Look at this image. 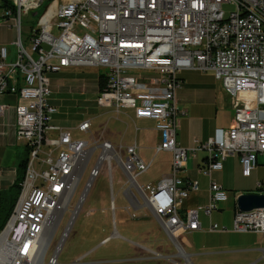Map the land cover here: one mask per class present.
I'll use <instances>...</instances> for the list:
<instances>
[{"label":"built area","instance_id":"1","mask_svg":"<svg viewBox=\"0 0 264 264\" xmlns=\"http://www.w3.org/2000/svg\"><path fill=\"white\" fill-rule=\"evenodd\" d=\"M12 2L15 10L9 15L14 16L18 33L17 56L11 62L8 47L0 45V97L16 98L17 139L27 143L30 156L19 198L0 232V264H60L59 256L87 194L104 165L108 163L111 169V160L117 161L127 178V211L148 209L178 249L179 256L152 253L155 259L172 262L186 258L180 236L201 229V212L211 215L229 201L228 193L212 181L208 205L183 209L191 194L200 191L198 181L182 177L190 158L204 152V171L211 176L223 170L228 157L238 155L242 173L249 177L258 157L264 156V0ZM45 3L38 26L26 39L32 47L30 52L22 39V19ZM225 5L233 7L230 15L224 11ZM67 69L104 70L108 88L98 95V106L113 108L117 114L134 110L137 119L156 121L161 135L156 151L172 155L171 172L158 185L138 183L152 163L143 161L136 144L121 145L118 152L109 141L75 140L70 131L54 123L59 108L51 102V76ZM134 71L154 76H136ZM185 71L214 74L233 101L231 127L206 142L196 140L192 148L183 147L177 140L185 115L177 105V92L183 87L181 73ZM10 108L0 103V118ZM91 128L90 121L78 126L82 133H90ZM98 151L90 180L70 210ZM111 209L115 214L114 201ZM68 212L70 221L48 258ZM51 227L52 236L47 237ZM225 230L217 224L210 228L211 232ZM234 230L264 234V210L238 211Z\"/></svg>","mask_w":264,"mask_h":264},{"label":"rangeland","instance_id":"2","mask_svg":"<svg viewBox=\"0 0 264 264\" xmlns=\"http://www.w3.org/2000/svg\"><path fill=\"white\" fill-rule=\"evenodd\" d=\"M47 4L45 3L37 12L23 16L22 39L25 45L29 47L30 52L32 47L26 42V39L32 28L35 29L38 26V21ZM232 10L233 7L231 5L224 6V11L227 15H230ZM34 13L37 14L34 15ZM9 38L10 34L7 31L3 30L0 32V42H6ZM11 58L12 56L10 61ZM103 72L104 70L83 69L82 71L51 76L53 101L60 111V116L58 117L60 121L59 123L55 122V124L65 127L71 132L75 140L89 143H93L94 140H109L118 152L121 145L128 147L137 141L142 148L141 157L146 160L150 159V157L152 158V151H143V120L135 121L137 118L134 110L121 111V113L117 114L113 108L98 106L96 78L99 73ZM133 74L136 76H144L146 74L154 76L151 72L146 73L143 71H134ZM217 82L224 85L223 81L217 80ZM231 106L233 107L232 100ZM83 121L91 122L90 133H82L78 130V126ZM99 156L100 151L95 153L88 165L70 210L75 208L82 196L90 180V172L97 164ZM123 157L126 159V152L123 153ZM170 161L171 156L168 153L158 155L154 166L138 179V183L141 186H148L149 184L156 186L162 176L169 172ZM189 161L191 162L192 158ZM228 177L235 182L239 181L238 186L240 187L244 183L236 171L228 173ZM260 180L264 182V172ZM126 183L127 178L123 175L116 160H111V169L108 163L104 165L103 171L94 180L92 188L89 190L71 233L67 238L68 240L64 244L59 256L60 264H73L77 261L80 264H152L151 262L143 263V256L145 255L143 247L149 248L164 257L177 253L176 247L168 239L166 233L162 231V228L154 220L148 209L143 208L136 213H128L129 202L124 196V190L127 188ZM246 184H249V187L244 189L253 193L245 194L264 192V189L258 190L256 188L254 177L248 179ZM251 186H253L252 189H250ZM237 192V189H230L227 193L234 199ZM113 201L116 207L115 216L111 209ZM134 214L136 217H133ZM70 218L71 212H68L56 232L52 247L48 252V258L54 254ZM53 228L51 227L48 230L47 237L52 236ZM143 231L150 235L148 241L143 239V235L147 237L143 234ZM106 238L109 239L104 242Z\"/></svg>","mask_w":264,"mask_h":264},{"label":"crops","instance_id":"3","mask_svg":"<svg viewBox=\"0 0 264 264\" xmlns=\"http://www.w3.org/2000/svg\"><path fill=\"white\" fill-rule=\"evenodd\" d=\"M3 30L10 34V38L6 40V42H0V45L8 47L10 57L12 56V62L17 56V47L15 43L18 40V33L14 26V16L9 15V10L0 8V32ZM82 70L83 69H67L63 73L67 74V72L70 73ZM181 78L183 87L177 92V105L185 112V115L181 121L177 140L183 147L192 148L196 140L206 142L213 138L218 131L227 130L231 127L234 117L233 107L231 106L232 98L225 90L224 85L217 82V79L212 73L185 71L181 73ZM51 102L54 104L53 97ZM0 103L7 104L11 107L5 115L0 118V192H8L17 179L18 169L28 151V146L25 141L17 139V117L14 109L17 103L16 98L11 95H6L0 97ZM59 116L60 111L54 123H59ZM142 120L143 151H152L153 155L152 158L150 157V159L147 160L144 157L141 158L145 163H152V168L156 157L162 153L168 152L157 153L156 151L161 143V135L156 129V121L150 119H135V121ZM56 125L60 126L59 124ZM60 127L65 128L63 126ZM134 144L139 147L141 156L142 148L137 141L132 145ZM168 154L171 156L170 169L167 174L162 176L161 180L171 172L172 155L170 153ZM261 156L263 155L258 157V165L249 177L243 175L242 165L238 155L228 157L223 162V170L214 172L211 176H208L204 171L206 165V154L204 152L199 153L196 159H192L191 162L189 161L182 171V177L187 180L198 181L200 183V191L191 194L190 198L184 204V210L195 209L210 203V186L212 181H215L227 192L230 189H237L238 192L234 196V199L228 194L229 201L221 204L211 215H206L201 212L200 230L184 233L180 236L179 245L186 255V258H174L172 262L164 259L157 260L154 254H152L155 253L154 251L143 247L145 253L143 256V263L264 264V234L239 233L234 230L235 216L239 211L237 208V198L243 195V193H253L247 192V190L244 189L245 187H249V184H246L247 180L254 177L257 185L256 188L258 190L264 189V182L260 180L264 172V156L262 158ZM233 171H236L240 179L244 182L241 187L238 186L239 181L235 182L233 179H229L228 173ZM160 181L158 183H160ZM158 183L156 185H158ZM259 184H261V187H259ZM252 188L253 186H251L250 189ZM256 195H264V192H260ZM128 213L131 214L132 211L129 210ZM150 214L154 218L151 212ZM113 215L115 216V214ZM154 220L157 222L155 218ZM214 224L226 230L211 232L210 228ZM146 233L143 231V234L147 236L145 237L143 235V239L148 241L150 235ZM108 239L109 238H106L104 242L108 241ZM176 250L177 253L169 257L177 256L178 249L176 248Z\"/></svg>","mask_w":264,"mask_h":264},{"label":"trees","instance_id":"4","mask_svg":"<svg viewBox=\"0 0 264 264\" xmlns=\"http://www.w3.org/2000/svg\"><path fill=\"white\" fill-rule=\"evenodd\" d=\"M0 8L7 9L9 12L13 13L15 7L12 0H0ZM97 88L98 94L100 95L108 88V75L106 73H99L97 76ZM30 151L28 149L25 157L23 158L17 174V179L14 185L10 188L8 192H0V232L4 229L7 220L14 210L16 202L18 200L21 185L25 177V173L28 166Z\"/></svg>","mask_w":264,"mask_h":264},{"label":"water","instance_id":"5","mask_svg":"<svg viewBox=\"0 0 264 264\" xmlns=\"http://www.w3.org/2000/svg\"><path fill=\"white\" fill-rule=\"evenodd\" d=\"M37 13H34L36 15ZM237 208L239 212L250 213L264 210V195L243 194L237 198Z\"/></svg>","mask_w":264,"mask_h":264},{"label":"bare ground","instance_id":"6","mask_svg":"<svg viewBox=\"0 0 264 264\" xmlns=\"http://www.w3.org/2000/svg\"><path fill=\"white\" fill-rule=\"evenodd\" d=\"M102 74V73H101ZM73 207H74V205H73ZM68 240V239H67Z\"/></svg>","mask_w":264,"mask_h":264}]
</instances>
